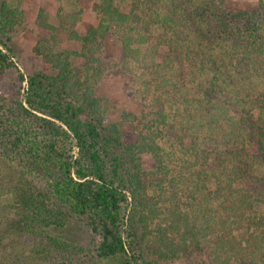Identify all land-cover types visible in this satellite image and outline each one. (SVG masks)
<instances>
[{"label":"trees","instance_id":"1","mask_svg":"<svg viewBox=\"0 0 264 264\" xmlns=\"http://www.w3.org/2000/svg\"><path fill=\"white\" fill-rule=\"evenodd\" d=\"M123 1L97 0L99 23L84 34L73 27L83 3L77 13H59L60 26L82 50L55 52L53 35L45 32L35 49L55 72L19 70L20 84L26 82L23 97L0 90V197L8 195L13 209L0 221V246L75 218L97 238L95 256L79 264H166L189 254L193 244L208 249L216 264H264V169L252 180L264 167V91L258 103L250 97L254 78H264V0L248 10L230 9L226 0H135L129 11L122 10ZM23 22L19 5L0 0V80L15 66L10 43ZM41 23L48 32L57 30ZM158 28L169 50L159 66L173 71L180 63L192 74L199 96L191 103L185 99L184 112L172 120L163 103L151 114L124 113L122 122L133 124L127 131L122 122L109 120L97 95L98 83L113 66L105 62L103 45L114 34L122 42L124 63L139 62ZM74 56L84 58L82 66L73 65ZM257 105L262 113L255 116ZM227 121L228 132L221 128ZM203 129L207 140L200 149ZM166 130L184 131L177 138L185 151L200 152L211 170L198 177L216 181L214 191L206 183H188L196 201L188 209L173 203L180 181L167 177L160 143ZM186 131L193 137L190 146L184 144ZM211 139L217 148L210 147ZM145 153L151 155L147 166ZM166 183L175 188L172 193ZM213 198L220 199L227 217L216 219ZM51 249L92 252L50 235L47 247L36 245L29 255L15 252L13 260L36 264L34 259Z\"/></svg>","mask_w":264,"mask_h":264},{"label":"rangeland","instance_id":"2","mask_svg":"<svg viewBox=\"0 0 264 264\" xmlns=\"http://www.w3.org/2000/svg\"><path fill=\"white\" fill-rule=\"evenodd\" d=\"M13 5H19L24 12L23 30L18 34L14 41L10 43L13 52L11 53V60L15 66L9 67L4 76L0 80V90L9 93L12 96L20 95L23 97L26 82L20 84L18 78L19 70L25 75H31L35 72H55L54 69L47 64L42 55L38 54L35 47L41 35L45 32L53 35L50 46L55 52L76 51L82 50V43L79 40L72 39L69 31L62 28L59 13L73 14L77 13L78 7L83 3L82 13L77 18L76 23L73 25L74 29L84 34L87 30L96 26L99 23V15L97 12V0H8ZM85 1V2H84ZM87 1L90 3L88 4ZM135 0H125L122 2V10L129 11L131 3ZM261 0H226V5L234 10H248L257 8ZM41 14V15H40ZM41 19V20H40ZM41 21L51 24L57 28L55 31H47ZM71 23H68L70 26ZM163 33L161 29L153 31V37L149 44L143 45L141 61H130L124 63L122 42L114 34H108L105 39L103 49L105 62L109 67L100 82L97 85V95L103 99V104L108 111V118L111 121L122 122L124 113H132L141 115L144 113H152L159 106V103L165 105V110L172 120L177 111L184 112L186 103L185 99H191L193 96L197 97L199 90L197 83L192 80L193 76L189 70H184L183 66L178 63L173 71L168 68H161L164 63L165 57L168 55V47L166 44L161 43ZM167 39V38H166ZM157 47V50L154 48ZM148 50V51H147ZM156 51V52H154ZM182 53V52H181ZM84 61L83 57L72 58V63L75 66H82ZM159 63V64H158ZM201 76V77H200ZM204 78L199 75V81ZM22 85V86H21ZM21 88V89H20ZM259 91H264V78H254L253 83L250 85V97L255 103L260 99ZM20 92V93H19ZM245 90L239 94L244 96ZM160 97V98H158ZM264 105V102H263ZM262 113V109L257 105L254 108L255 116ZM153 116V115H152ZM125 130L132 131L133 124L131 122H122ZM187 125V123H183ZM225 131H231L232 126L230 122H224L221 126ZM186 131L187 136H184V144L190 146L193 137ZM184 133V131H165V135L160 140L165 152V161L169 166L168 178L175 177L179 184V197L174 202L179 203L183 209H188L190 203L196 201L190 198V189L194 187L192 183H197L198 186L207 184L209 188L214 191L216 189L215 178L212 180H201L198 173L209 168L205 166L204 160H200L199 153L194 151H185L177 135ZM207 130L203 129L199 132L198 148L204 147V141ZM216 137L219 141H223L224 137L217 133ZM205 139V140H204ZM213 139H215L213 137ZM204 140V141H203ZM209 140V139H208ZM210 147L217 148V144L211 139L209 142ZM221 143V142H220ZM142 162L144 166L151 163V155L145 153L142 155ZM264 167H259L254 173L252 180L257 179L263 174ZM209 174L211 170H208ZM184 178V179H182ZM252 181V182H253ZM165 186L174 191V187L166 183ZM198 195V193L196 194ZM171 200L169 201V203ZM11 199L8 195L0 197V221L5 219L8 214L13 215V209L10 207ZM212 211L216 219L219 214L227 217L229 212L219 208L220 199L213 198L211 200ZM170 205V204H167ZM4 222V221H3ZM38 234L24 235L17 237L16 240H8L4 245L0 246V264H16L14 263V253L30 254V250L36 245L42 244V248L48 246V237L55 236L67 240L76 246H84L92 252L81 253H66L64 251L51 249L50 252H42L40 259H34L36 264H79L84 261L87 262L95 256L93 250L97 238L86 227L85 223L80 219L70 218L64 227H42ZM38 259V260H37ZM24 258L19 260L18 264H22ZM166 264H216L210 255L208 249L196 248L193 244L190 253L180 259L166 262Z\"/></svg>","mask_w":264,"mask_h":264}]
</instances>
